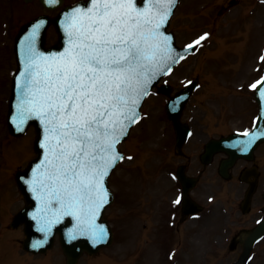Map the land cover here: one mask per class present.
I'll list each match as a JSON object with an SVG mask.
<instances>
[{"label": "snow or ice", "instance_id": "1", "mask_svg": "<svg viewBox=\"0 0 264 264\" xmlns=\"http://www.w3.org/2000/svg\"><path fill=\"white\" fill-rule=\"evenodd\" d=\"M174 4L175 0H88L61 22L63 51L45 55L36 50L39 23L25 38L12 122L18 131L30 118L43 127V159L26 181L40 204L32 219L45 233L44 240L33 242L34 249L44 245L52 227L66 216L76 220L75 229L67 233L70 241L77 235L90 236L94 245L106 239L105 229L96 224L108 203L104 181L123 159L116 145L138 122L140 99L173 60L171 37L161 29ZM204 39L201 36L194 45ZM261 84L264 81L251 87ZM259 94L264 97V87ZM256 139L252 135L243 142L242 151Z\"/></svg>", "mask_w": 264, "mask_h": 264}, {"label": "rangeland", "instance_id": "2", "mask_svg": "<svg viewBox=\"0 0 264 264\" xmlns=\"http://www.w3.org/2000/svg\"><path fill=\"white\" fill-rule=\"evenodd\" d=\"M67 1L74 2L75 0H67ZM212 2L214 3V6H212V8H215V5L219 2H222V0H212ZM188 7L189 6L187 5V0H184L183 3L179 6L172 20V28L176 31L179 41L181 43L188 41L198 33L202 32L203 28H200V26L203 27L205 26L204 21L202 22L201 20L197 19L195 22V20L191 21L188 18L189 16L191 19H195L194 14L187 11ZM44 11H45L44 8H42L38 0H35L30 4H26L25 2H23V0H0V162L3 163L0 172V182H1L0 224H2L1 234L5 235L3 239L8 240L11 243L15 242L17 243V245H19V247H21L20 242L24 237L22 229H19L16 232H12V231L5 232V227L7 226L8 222L11 220L14 212H16L20 208V206L24 204V201L21 193L19 192L16 186L13 174L5 172V170L8 160H10V170L12 172L14 166L23 164L24 163L23 161L28 160V158L32 154L34 155L32 139H34L35 133L33 128H31L28 131L27 135H25L26 137L24 138L22 137L15 138L9 135L8 133L7 123H6L8 97L10 93L12 72L16 67L15 57L13 53V43H14V37L20 25L29 18ZM55 13L56 12H51V14H55ZM228 15L233 19L234 30H236L237 25H239L237 23L238 20L237 13L234 12L232 16L231 13L227 14V16ZM217 25L224 27L223 29H226L225 27H227L228 25L226 17L220 18V21ZM232 30L233 29L230 28L226 29V31L228 32ZM235 34L240 35V33L238 32H236ZM214 36L215 35H213L212 37L213 41L206 47L221 46L220 48L222 49L229 48L231 52L229 55H226L224 57V59L227 60L226 62L223 63L218 62L220 65L219 67L215 66L216 62L212 64L213 66H209V70H212L209 72L223 74L229 78L230 77L233 78V75L238 78L239 76H241V74H245V69L251 65V64L247 65V63H249L251 59L250 52L246 56L244 63L239 65L240 62L239 58L241 56V54H239V51H241L242 45L238 43L234 44L232 37H230L231 43H229L228 40L230 35L226 36L223 34L220 35L217 34L218 37L219 36L221 37L220 38L217 37L218 39L216 41H214ZM55 38H56L55 30L54 28H50L48 41L52 43V41H54ZM222 49L218 50V53H220ZM206 50L208 54V48ZM201 52H202L201 56L199 57L200 59L208 58V56H206L205 49L201 50ZM214 56H216L215 57L216 59L223 58L222 54L221 55L210 54V58H214ZM196 61H197L196 55L190 57L189 60L183 63V65L178 69V71L175 74H179V75L182 74L188 76L190 73H192L194 67L196 66ZM201 68L202 67H200V69ZM223 69H227V70L223 72ZM159 105H161V99L159 98L152 99L151 104L147 107V111L150 112V116L148 118L149 120L154 121L153 123L156 125L158 129H161L160 127L161 124V126H163L162 131L164 132L167 127V121L162 118H161L162 121L160 122L158 121L157 119L158 115H156L158 111L155 108H158ZM148 125H150V123L147 122L144 123V128H145L144 131L145 133L150 134L151 131ZM139 132H140L139 134L142 136L143 131L140 130ZM137 134L138 133L135 132L131 142L138 143V145L137 148L132 149V151L136 153V151L139 150L141 155L139 157L136 156L134 162L123 164L121 170H118L114 173L112 178V187L115 190H118V187L121 186L122 184L128 187L129 186L137 187V185L143 184V179H145L148 176V174L149 177L151 176L150 172L155 173L157 171L165 169L162 167L163 155H155L156 153L154 152V150L156 149V145H153L149 148L147 146H144V144L141 141V136ZM166 185L170 186V182ZM162 190H164V187L162 188ZM146 205H148L146 201L141 204H136L131 208L130 211L135 212L134 222L140 220L141 224L146 222V225L152 226L153 223L155 224L157 221L160 220L163 210L154 209L148 205L150 210L153 209L151 212L144 207ZM118 209L119 207L116 206L109 211V214L112 216L111 219L113 223H114L113 218L114 219L117 218L116 215ZM139 211H143L144 213H141ZM154 218L157 221H154ZM138 227L139 226H136L134 224V228H135L134 234H136V229ZM145 232H148V228L146 229ZM176 244L177 241L173 240V242L170 244V248L176 247ZM184 246L185 243H182L181 248L176 247L178 249L177 255L180 256L182 254V252L184 251ZM55 250H57L56 252L58 254H56L53 251L52 253H49L46 256L28 255L26 257V261L24 260L25 258L24 259L22 258V262L24 264H60V262L61 264H65V259L63 257V254L61 253L59 246H57ZM113 250L108 251V254L113 252ZM7 251L8 253H6L5 249H0V264L5 263L6 259H7V264L9 263L10 260L12 261L11 253L15 251V249L11 247L10 249H7ZM130 252L131 249L127 250L125 253L130 254ZM59 253H61L62 260L59 256L60 255ZM190 258L191 260L193 259V261L195 260L193 250L191 251ZM190 258L188 257V255H183L176 264H188L187 260H189ZM127 260H129L128 264H154V260H156V258L154 254H150V252L148 251L146 258L143 261H141L139 258H134L130 256L128 257ZM123 262H124L123 259L120 260V264H122ZM79 264H86V257L83 258V260ZM190 264H192V262H190Z\"/></svg>", "mask_w": 264, "mask_h": 264}, {"label": "water", "instance_id": "3", "mask_svg": "<svg viewBox=\"0 0 264 264\" xmlns=\"http://www.w3.org/2000/svg\"><path fill=\"white\" fill-rule=\"evenodd\" d=\"M65 14V13H64ZM67 14V13H66ZM41 24V28L39 29L36 37H35V47H36V50L38 52H41L45 55H50L52 53H59L60 51H51V50H48L45 48V39H44V35H45V31L43 30V27H44V24H45V21L44 20H38L36 23L32 24L31 26L27 27L22 36L20 37L19 39V42H18V52L20 53V55L23 57V49H24V43H25V38L28 37L30 34H31V31L32 29L35 27L36 24ZM56 24L58 26V20L56 21ZM61 31V30H60ZM60 40H59V43L57 46L54 47L55 50H58L62 47V44H66V36L64 34V32L62 31L60 33ZM53 50V49H52ZM16 103H17V95L15 94L14 97H13V104H12V112L16 111ZM37 147L39 148L40 145L39 143L37 142ZM38 161H41V159H39ZM37 161V162H38ZM36 162V163H37ZM33 165V164H32ZM32 175L30 174V170L27 172V173H22L20 175H18V178H19V181L22 183L24 182V185L26 187V181H27V178ZM23 189L25 190V187L22 186ZM26 191V190H25ZM27 200L28 202L31 204L29 207H32L34 208V205H35V202L32 198H30V196L27 195ZM28 207V208H29ZM22 219V218H20ZM19 219V220H20ZM28 231L29 233L32 235V225L31 223L28 221ZM40 234L37 235L36 233H34V236H39V237H44L43 234L41 232H39ZM35 238V237H34ZM33 240V238H32ZM40 240V239H39ZM66 239L65 237H63V242H64V245H65V249L66 251L68 252L69 256H70V262L73 263L77 256L79 255V253H76L77 251H79L81 248L80 247H83L84 244H77L75 245L74 243L72 244H67L65 243ZM45 246H42L41 248L44 249Z\"/></svg>", "mask_w": 264, "mask_h": 264}, {"label": "flooded vegetation", "instance_id": "4", "mask_svg": "<svg viewBox=\"0 0 264 264\" xmlns=\"http://www.w3.org/2000/svg\"><path fill=\"white\" fill-rule=\"evenodd\" d=\"M199 135H202V133H199ZM214 174H215V173H214ZM205 197H207V193L204 192V191H199V190L197 189L195 198H196L197 200H201V199H204Z\"/></svg>", "mask_w": 264, "mask_h": 264}]
</instances>
